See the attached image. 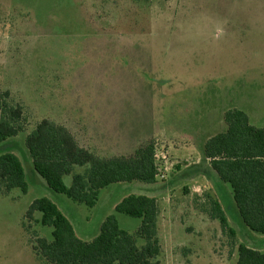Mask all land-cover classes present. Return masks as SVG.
<instances>
[{"label":"rangeland","instance_id":"rangeland-1","mask_svg":"<svg viewBox=\"0 0 264 264\" xmlns=\"http://www.w3.org/2000/svg\"><path fill=\"white\" fill-rule=\"evenodd\" d=\"M0 92L21 107L23 126L0 154L18 157L30 188L0 192V264H49L33 247L51 240V228L37 212L26 217L43 195L84 240L124 196L154 198L161 253L153 264H235L237 246L254 245L234 223L235 236L221 229L215 195L191 193L189 177L208 174L200 146L225 131L228 110L264 128V0H0ZM42 120L103 159L154 143L155 183L111 185L91 209L40 187L25 137ZM115 216L142 247L140 221Z\"/></svg>","mask_w":264,"mask_h":264},{"label":"trees","instance_id":"trees-1","mask_svg":"<svg viewBox=\"0 0 264 264\" xmlns=\"http://www.w3.org/2000/svg\"><path fill=\"white\" fill-rule=\"evenodd\" d=\"M8 93L0 92V144L23 131L22 109L8 102ZM226 130L208 139L202 155L222 183L228 184L239 216L252 233L264 235V129L252 126L241 110L225 112ZM25 146L33 171L56 194L75 204L93 208L100 191L118 183L156 181L154 143L140 146L129 157H97L80 147L69 131L48 120L40 121L25 137ZM83 173H73L84 168ZM71 176L69 186L63 178ZM17 190L25 195L28 185L20 160L10 152L0 154V192ZM214 217L222 230L235 236L220 205L211 202ZM40 214L37 223L51 228V240L38 238L33 250L49 264H153L161 253L157 237L156 200L144 195L121 199L114 213L140 221L138 238L119 227L115 214L108 215L99 233L91 241L79 239L57 206L46 197L29 205L26 217ZM236 264H264V252L240 243Z\"/></svg>","mask_w":264,"mask_h":264},{"label":"crops","instance_id":"crops-1","mask_svg":"<svg viewBox=\"0 0 264 264\" xmlns=\"http://www.w3.org/2000/svg\"><path fill=\"white\" fill-rule=\"evenodd\" d=\"M210 113H211V111H210ZM205 115H207V113L205 114ZM247 115V114H246ZM210 117H211V115H210ZM249 119V118H248ZM249 122H250V120H249ZM206 123H208V122H206ZM250 124L252 125V126H255L254 124H252L251 122H250ZM209 127L208 128H212V122H211V118L209 119ZM226 125V124H225ZM255 127H258V126H255ZM259 128H261V127H259ZM264 129V128H263ZM226 130V129H225ZM224 132V131H223ZM223 132H221V133H223ZM217 135V134H216ZM214 135H212V136H210V137H207L206 139H204L203 141H202V144H201V146H200V148H201V150H202V148H203V145L205 144V142L208 140V139H210L211 137H213ZM184 149H186V148H183L182 149V147L181 146H178L177 148H176V151L178 152V154H180V156L181 155H185L186 153H185V151H184ZM200 150V149H199ZM202 152V151H201ZM202 159V160H201ZM200 160H201V163L204 165V170H206L207 172H208V174H206V173H199V174H193V175H191V177H189V179H190V183H192V184H190L191 186H190V190H191V193H193V194H197V195H200V193L201 192H209V191H211V193H213L214 195H215V200L214 201H216L219 205H220V208L222 209V211L224 212V214H225V216H226V218H227V221H228V225H229V227L230 228H232L233 230H234V232H236L235 231V229H234V227L232 226V224L231 223H234V224H236V226L239 228V229H241V230H243V231H248L249 233H250V237H251V239H253L252 241H253V243H254V245H249V244H245V243H242V244H244V245H246L247 247H250V248H252V249H255V250H257V251H260V252H264V235H259V234H255V233H252L251 231H249L247 228H246V226L243 224V222H242V220H241V218H240V216H239V213H238V211H237V208H236V206H235V203H234V201H233V198H232V192H231V189H230V187H229V185L228 184H225V183H222L220 180H219V178L217 177V175H216V173L211 169V167H210V165H209V161L207 160V159H204V157L202 156V153L200 154ZM198 163H199V161H198ZM194 165H197V163H194ZM34 180H35V178H33ZM37 180H35V182H36ZM42 182H38L37 181V185H39L40 187H42L43 188V185H45L46 186V184H45V182H43L44 184H41ZM28 185V184H27ZM44 186V187H45ZM47 187V186H46ZM29 185H28V190H27V193L29 192ZM44 189H46V188H44ZM47 189H48V187H47ZM47 192H48V190H46ZM26 193V194H27ZM48 193H50V192H48ZM25 194V195H26ZM51 195V194H50ZM128 196V195H127ZM43 197H46V198H48L50 201H52L56 206H57V203H56V201H54V200H52L51 199V197L50 196H48V195H43ZM124 197H126V196H124ZM123 197V198H124ZM41 198V197H40ZM123 198H121V199H123ZM121 199L119 200V201H121ZM35 200V199H34ZM34 200H32V201H34ZM31 201V202H32ZM118 201V202H119ZM30 202V203H31ZM118 202H116L114 205H111V209H113V211H114V207H115V205L118 203ZM63 204L64 205H66V206H68V207H70V205H68V203L67 202H63ZM95 207V206H94ZM93 207V208H94ZM57 208L61 211V213L63 214V212H62V210L57 206ZM64 215V214H63ZM231 216H232V218H231ZM107 217V216H106ZM105 217V218H106ZM104 218V219H105ZM232 220H233V222H232ZM235 220V221H234ZM69 221V220H68ZM103 221H101V223H102ZM101 225V224H100ZM100 228V227H99ZM99 233V232H98ZM245 233V232H244ZM76 234V233H75ZM237 234V233H236ZM98 235V234H97ZM97 235H95L94 237H96ZM76 236L78 237V235L76 234ZM85 236V235H84ZM93 237V238H94ZM79 238V237H78ZM92 238V239H93ZM79 239H81V238H79ZM92 239H89V240H84V239H81L82 241H91ZM236 260H237V256H236V258H235V264H236Z\"/></svg>","mask_w":264,"mask_h":264}]
</instances>
